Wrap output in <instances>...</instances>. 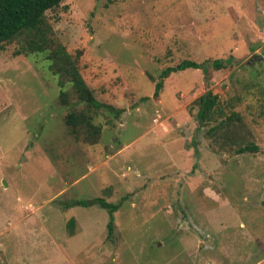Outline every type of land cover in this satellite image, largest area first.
I'll return each instance as SVG.
<instances>
[{"label":"rangeland","instance_id":"obj_1","mask_svg":"<svg viewBox=\"0 0 264 264\" xmlns=\"http://www.w3.org/2000/svg\"><path fill=\"white\" fill-rule=\"evenodd\" d=\"M45 21L101 106L27 37L0 46V264H264V0H64ZM100 197L111 236L72 205Z\"/></svg>","mask_w":264,"mask_h":264},{"label":"trees","instance_id":"obj_2","mask_svg":"<svg viewBox=\"0 0 264 264\" xmlns=\"http://www.w3.org/2000/svg\"><path fill=\"white\" fill-rule=\"evenodd\" d=\"M64 0H0V46L17 36L27 37L24 39L26 48L31 52H47L48 59L51 61V67L54 72L61 77L69 76L67 83H70L80 100L85 101L91 106L99 107L101 103L98 102L93 90L87 84L82 76L77 59L66 50V47L61 43H55L51 34L49 26L46 27L45 15L50 9L59 6ZM26 35V36H25ZM264 53V48H263ZM233 62V58H217L213 60H205L197 62L194 60L184 59L176 66L168 67L162 75H166L184 71L189 68L201 69L208 72L209 66L215 69L228 67ZM61 83V78H59ZM63 86V84H61ZM163 86L162 82L156 84L154 95L158 96ZM99 104V105H98ZM220 110L219 99L217 94L212 90H208L199 98V108L197 117L201 122H210L215 118V114ZM87 122L80 114H69L68 122L81 124ZM218 124L213 130L217 128ZM255 146L246 145L245 149L253 150ZM94 204H99L101 207L107 209L110 213V220L108 223L109 236L113 235L115 221L114 212L119 209V204L108 202L105 198H95L91 200L79 199L74 200L72 205H81L88 207Z\"/></svg>","mask_w":264,"mask_h":264}]
</instances>
